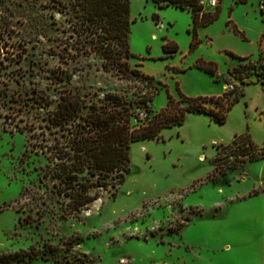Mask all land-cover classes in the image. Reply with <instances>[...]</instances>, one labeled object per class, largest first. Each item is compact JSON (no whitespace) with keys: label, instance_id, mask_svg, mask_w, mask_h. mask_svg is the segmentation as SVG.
Instances as JSON below:
<instances>
[{"label":"rangeland","instance_id":"374dc122","mask_svg":"<svg viewBox=\"0 0 264 264\" xmlns=\"http://www.w3.org/2000/svg\"><path fill=\"white\" fill-rule=\"evenodd\" d=\"M193 1L182 10L131 0V65L158 90L154 113L169 96H222L236 57H264V0L214 8L196 0L201 21L220 12L199 27ZM76 13L71 0H0V255H15L13 264H264V87L256 78L240 86L245 96L225 124L189 114L160 140L133 143L126 181L96 190L88 207L73 212L58 194L53 158L66 134L51 118L64 92L89 107L109 93L138 102L148 91L80 51L86 35ZM167 44L179 51L166 53ZM68 74L70 82L60 79ZM241 135L258 149H223Z\"/></svg>","mask_w":264,"mask_h":264},{"label":"trees","instance_id":"16d2710c","mask_svg":"<svg viewBox=\"0 0 264 264\" xmlns=\"http://www.w3.org/2000/svg\"><path fill=\"white\" fill-rule=\"evenodd\" d=\"M160 8L171 4L185 10L187 0H154ZM166 4H161V2ZM246 2L247 0H238ZM59 2V1H58ZM61 3V2H59ZM193 21L196 27L208 26L218 20L220 12L206 14L199 19L201 6L190 2ZM71 6L79 16L82 34L86 35L81 52L94 54L101 61L104 72L121 78L140 81L148 90L138 102H128L118 93H109L101 104L85 105L78 93L66 91L61 96L57 109L51 118L52 124L66 134L65 142L56 145L54 152L55 175L59 179L58 194L69 198L71 211L78 212L99 199L96 190H107L126 181L131 172L130 152L135 142L160 140L164 129L182 126L189 114L208 115L216 123L225 124L232 108L245 96L240 89L256 78L264 87V57L257 60L250 57H236L241 61L238 67L230 70L224 82L232 87L222 96L211 98H187L180 100L168 97V103L160 112L154 113L151 104L158 95L152 78L143 76L131 60L137 58L130 41L131 0H71ZM158 20V18H157ZM238 32V31H237ZM240 33V32H238ZM194 39L191 47L195 45ZM164 51L175 54L179 51L177 44L173 48L164 46ZM198 67L206 73L215 75L213 63L201 62ZM72 74L60 78L70 82ZM221 78H218V81ZM138 109V110H137ZM140 114H145L141 118ZM248 144L251 149L258 147L250 135H241L223 147L233 148ZM264 157V150L259 149ZM252 159H256L255 156ZM15 255H0V264H13Z\"/></svg>","mask_w":264,"mask_h":264},{"label":"built area","instance_id":"2783aa9c","mask_svg":"<svg viewBox=\"0 0 264 264\" xmlns=\"http://www.w3.org/2000/svg\"><path fill=\"white\" fill-rule=\"evenodd\" d=\"M210 7L214 8L217 5V0H212L209 2Z\"/></svg>","mask_w":264,"mask_h":264}]
</instances>
